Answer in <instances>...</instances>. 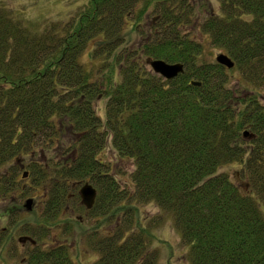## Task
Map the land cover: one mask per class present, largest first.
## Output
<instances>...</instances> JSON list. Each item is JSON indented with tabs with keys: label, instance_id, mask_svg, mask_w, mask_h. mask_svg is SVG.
Instances as JSON below:
<instances>
[{
	"label": "trees",
	"instance_id": "16d2710c",
	"mask_svg": "<svg viewBox=\"0 0 264 264\" xmlns=\"http://www.w3.org/2000/svg\"><path fill=\"white\" fill-rule=\"evenodd\" d=\"M216 2L88 0L68 21L0 8V168L30 162L56 217L75 184L92 183L90 214L115 220L95 235L99 264L155 263L142 202L172 217L187 264H264V0ZM192 29L233 68L206 60ZM149 58L184 71L167 78ZM70 258L58 247L48 261Z\"/></svg>",
	"mask_w": 264,
	"mask_h": 264
},
{
	"label": "rangeland",
	"instance_id": "374dc122",
	"mask_svg": "<svg viewBox=\"0 0 264 264\" xmlns=\"http://www.w3.org/2000/svg\"><path fill=\"white\" fill-rule=\"evenodd\" d=\"M213 1L214 7L216 9H219L216 0ZM87 2L88 0H0V8L5 7L10 11H15L17 14H19V18L24 17L26 19H32L35 21H68L73 20L75 17H77L78 13H80ZM150 14L151 16L144 18L146 20V28H148V26H151L150 24H155L157 20V15H153L154 13L152 12ZM190 34L193 37L202 39L204 45V56L206 60L212 62L216 61L219 54L225 53L222 48L215 46L209 40L210 37L209 35H205L206 33H201L197 29ZM131 36H133L134 38L133 41H140L139 36H137L134 32H132ZM85 61L89 60L85 58ZM230 79H232L231 84H233L234 86L240 87L242 85L243 81L237 71L232 73ZM100 106L102 112L104 108L103 102H101ZM10 165L1 167L0 174L10 169ZM118 168L120 169L118 172L121 174V171H123L124 169L123 164L121 166H118ZM127 168L130 170L131 165L129 164ZM236 169L237 168H235V166H227L222 170L228 171L230 174H236L238 171ZM129 170L125 169V174L127 175L122 174L121 176L125 179H128ZM118 172L117 174L120 175ZM237 177H239L238 174ZM242 183L245 184L244 182ZM40 185L45 188L44 183H40ZM81 186L82 185L78 187L81 188ZM42 187H40L41 192L39 191V193H42ZM79 188L77 192L73 191V193H75L74 197H77V195L79 194ZM32 192L30 194H33ZM26 198L27 197L23 198L22 206H24ZM65 205L68 207L69 212H64L63 210H61L60 215L57 217V221H63V224L59 227H53V229L50 230L48 238L45 237V239H43L45 243H43L42 246H55L56 248L61 246V248L65 249V251H67L70 255L72 264H99V260L101 259L102 254L101 252H99L100 250L97 248V244H93V242L97 237L100 236L103 230L104 232L108 233V230H111L115 226V220H109L107 223H103L101 219L95 217L93 214L86 213V211L80 206V200L78 198L75 200H73L72 198H67L66 203L63 205V207ZM138 205L141 209L143 223L145 224V226L151 227L156 235V238L153 241H151L150 239L147 241L149 247L148 251L152 250L151 255L153 253L155 255L154 264H187L188 244L182 238L180 231L176 228L174 220L169 215V213L165 212L159 206L152 202H142L138 203ZM3 207L4 205L0 200V212ZM73 209L76 210V212H74V215H72V212H70ZM24 216L28 215L25 214L22 216V218ZM80 216H83L82 222L79 220ZM69 220L72 221V225ZM100 222H102V224H100ZM0 225L4 226V223L0 222ZM67 226L69 227L67 228ZM98 228H101L100 234H97L99 233ZM95 235H97V237H95ZM26 248L23 249L22 256H20L19 258L26 257ZM96 249L99 251H97ZM9 256L11 257V255Z\"/></svg>",
	"mask_w": 264,
	"mask_h": 264
},
{
	"label": "flooded vegetation",
	"instance_id": "af4514ba",
	"mask_svg": "<svg viewBox=\"0 0 264 264\" xmlns=\"http://www.w3.org/2000/svg\"><path fill=\"white\" fill-rule=\"evenodd\" d=\"M36 161L37 169L43 170L44 166L39 168V165L46 166V161ZM10 166L11 170L8 169L0 174V191L2 193H0V200L4 205L0 212V222L4 223V226L0 225V264H51L48 260L56 247L42 246V244L45 243L43 239L48 238L53 227L63 224V221H57V217L51 209L55 197H50V189H47L49 185H46L45 188L42 187L40 183L44 182L34 177V166L30 162L24 163L17 160L15 165L11 164ZM83 184H75L74 190L77 192L78 186H83ZM40 187L43 188L42 193H39ZM80 190L81 188L78 191L80 197H74L75 193H71L63 201V205L67 198L73 200L78 198L80 206L89 214L94 205L88 208L83 203ZM31 192L33 194H30ZM24 197L27 198L22 206ZM65 206H62L61 210L67 212L69 209ZM70 212L74 215L76 210L73 209ZM25 214L28 216L22 218ZM79 220L82 222L83 216H80ZM70 222L72 225V221ZM25 248L26 257L19 258Z\"/></svg>",
	"mask_w": 264,
	"mask_h": 264
},
{
	"label": "water",
	"instance_id": "95a60500",
	"mask_svg": "<svg viewBox=\"0 0 264 264\" xmlns=\"http://www.w3.org/2000/svg\"><path fill=\"white\" fill-rule=\"evenodd\" d=\"M217 61L224 64L225 66L231 68L235 65V62L230 56L225 53H221L217 56ZM148 63L154 69L155 72L160 73L161 75L167 78H173L179 73L184 71V65L182 63H168L162 59H148ZM194 84H200V82H195ZM245 135H248V132H245ZM81 196L83 203L91 208L97 197V190L90 182H86L81 187Z\"/></svg>",
	"mask_w": 264,
	"mask_h": 264
}]
</instances>
